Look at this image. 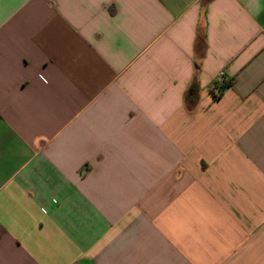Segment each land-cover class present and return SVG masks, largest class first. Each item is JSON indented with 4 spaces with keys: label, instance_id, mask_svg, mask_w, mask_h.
<instances>
[{
    "label": "crops",
    "instance_id": "obj_1",
    "mask_svg": "<svg viewBox=\"0 0 264 264\" xmlns=\"http://www.w3.org/2000/svg\"><path fill=\"white\" fill-rule=\"evenodd\" d=\"M0 264H264V0H0Z\"/></svg>",
    "mask_w": 264,
    "mask_h": 264
},
{
    "label": "trees",
    "instance_id": "obj_2",
    "mask_svg": "<svg viewBox=\"0 0 264 264\" xmlns=\"http://www.w3.org/2000/svg\"><path fill=\"white\" fill-rule=\"evenodd\" d=\"M204 44H205V39H204V37L203 36H200V38H199V44H198V47H199V49L201 50V47L202 46H204ZM230 81L229 80H225V86H223V87H219L218 85H213V89H214V91L216 90V91H218V93H219V95H221L225 90H227L228 88H230ZM197 90V85L196 84H194L193 86H191V92H195ZM192 94V93H191ZM193 104H194V102H192Z\"/></svg>",
    "mask_w": 264,
    "mask_h": 264
},
{
    "label": "built area",
    "instance_id": "obj_3",
    "mask_svg": "<svg viewBox=\"0 0 264 264\" xmlns=\"http://www.w3.org/2000/svg\"><path fill=\"white\" fill-rule=\"evenodd\" d=\"M225 80H226V71H221L218 75V78L214 85H218L219 87L225 86Z\"/></svg>",
    "mask_w": 264,
    "mask_h": 264
}]
</instances>
